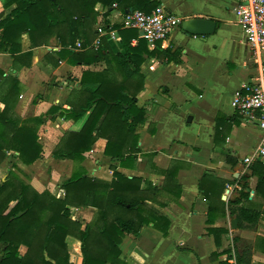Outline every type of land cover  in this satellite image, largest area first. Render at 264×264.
I'll return each instance as SVG.
<instances>
[{"label":"crops","instance_id":"0c3cea01","mask_svg":"<svg viewBox=\"0 0 264 264\" xmlns=\"http://www.w3.org/2000/svg\"><path fill=\"white\" fill-rule=\"evenodd\" d=\"M154 1L182 21L199 17L212 19L217 26L214 34L209 36H192L178 27L165 42L157 43L155 49L159 52L156 56H144L139 68L143 88L136 99L137 106L145 111V122L135 131L140 149L136 160L121 167L118 159L104 154L107 140L102 137L97 138L91 149L83 154L84 159L79 165L71 159L54 156L66 133H79L91 113L88 111L77 120L68 117L81 92L85 88L95 90L98 87L96 83L82 84L83 73L105 71L108 62L103 57L92 64H71L66 59H57L61 47L55 38L32 49L25 38L21 45L24 52L32 53L30 65L15 61L10 54L0 53V72L20 82L21 91L14 113L37 130L42 155L27 166L19 162L18 154L14 152L7 171L12 170L18 175L12 167L16 164L29 174L23 177L19 173L20 177L37 192H49L63 198L65 193L61 185L72 176L77 166L84 176L104 182L112 181V167H115L126 178H141L142 189L147 188L146 193L155 197L148 199L147 204L170 221L166 236L152 224L144 225L137 235L126 234L119 245L120 260L125 264H219L231 257L229 262L232 263L231 252H223L227 235L222 236L221 245L217 247L208 229L226 228L225 221L228 219L230 223L235 218L227 209L237 201H240L237 206L264 207V200L256 193L258 176L252 169L256 162L248 168L242 162L254 152L259 131L254 125L242 121L231 106L235 91L257 76L256 57L235 14L240 0ZM95 10V38L86 49L98 50L104 40L107 54L108 51L121 53L119 30L126 29L121 27L125 12L117 6L105 8L97 5ZM99 24L105 26L107 33L95 49V27ZM138 39L133 38L131 44L136 45ZM70 47L74 46L68 47L72 52L81 50ZM148 48L153 49L149 45ZM165 49L170 50L168 55L162 54ZM175 50H179L180 55L172 60L171 54ZM222 99L226 100L225 105L220 104ZM3 108L0 102V110ZM218 118L219 134L216 135ZM196 123L200 136L194 139L191 129ZM204 132L205 155L202 148L194 144L201 141L199 137L203 139ZM170 168L176 172L175 180L180 186L178 198L177 188L172 183L164 188L166 172ZM202 179L206 184L214 179L225 182L219 199L224 202L226 216L218 214L213 224L207 223L210 202L199 189ZM211 199L213 204L218 201L216 195ZM70 211L72 219L79 221L82 227L91 222L96 213L93 207H71ZM254 227L256 234L264 238L259 232L261 226ZM67 243L70 262L81 264L83 256L79 241L68 237ZM213 253L217 256L211 259ZM251 260L253 264H264V250L260 246L253 251Z\"/></svg>","mask_w":264,"mask_h":264},{"label":"trees","instance_id":"16d2710c","mask_svg":"<svg viewBox=\"0 0 264 264\" xmlns=\"http://www.w3.org/2000/svg\"><path fill=\"white\" fill-rule=\"evenodd\" d=\"M97 5L105 8L116 5L122 12L132 8L150 13L159 4L154 0H3L6 9L13 8L0 16V53L10 54L15 61L30 65L32 53L24 52L21 45L22 36L26 35L31 49L55 38L61 47L57 59H66L71 64H92L104 57L108 62L105 71H85L81 79L82 84L96 83L98 87L85 88L68 115L77 120L90 111L84 127L79 133H66L62 146L53 154L79 165L83 154L102 137L107 140L104 154L118 159L121 167H127L136 160L140 150L136 128L145 122V111L137 106L136 99L143 88L139 68L144 56L154 57L159 50H150L143 39H138L133 46L131 40L138 37L134 29L119 30L122 47L119 54L111 51L107 54L104 40L98 50L86 49L95 38ZM78 40L82 41L81 50L70 51L68 47L75 46ZM169 52L165 49L162 54ZM179 55L180 51L175 50L171 59L176 60ZM20 91V82L15 77L0 72V102L4 105L0 110V164L10 151L16 152L19 162L27 166L42 155L37 130L14 113ZM218 124L219 118L216 119V135L219 134ZM252 169L258 176L256 193L264 198V165L256 162ZM112 170V181L104 182L84 176L77 166L61 185L63 198L49 192L39 193L15 172L8 171L0 182V264H73L68 237L79 241L81 264H125L120 260L119 245L126 234L137 235L144 225L152 224L166 236L170 221L147 204L148 199L155 197L146 193L147 188L142 189V179L126 178L115 167ZM175 175L173 168L167 170L164 188L172 183L177 188L178 198L180 186ZM224 188L225 182L218 179L209 180L207 184L202 179L199 184L200 191L210 202L208 224H213L218 214L226 216L224 202L219 199ZM213 195L217 196L216 204L211 201ZM239 202L227 209L228 214L237 219L240 229L256 226L263 213L250 206H237ZM71 207H93L96 213L92 221L82 227L79 221L72 219ZM208 231L217 247L228 232L215 227ZM233 240L237 242L238 238ZM257 241V246L264 250V238L259 237ZM21 246L26 249L24 253L20 252ZM234 252L232 263L228 257L219 264H253L249 247L240 252L234 249ZM215 256L217 254L213 253L211 259Z\"/></svg>","mask_w":264,"mask_h":264},{"label":"built area","instance_id":"2783aa9c","mask_svg":"<svg viewBox=\"0 0 264 264\" xmlns=\"http://www.w3.org/2000/svg\"><path fill=\"white\" fill-rule=\"evenodd\" d=\"M235 14L257 64V76L236 90L231 101L232 108L241 120L254 125L259 131L254 152L242 160L248 168L255 162L264 165V0H240L235 7ZM181 23L179 17L158 5L150 13L134 10L125 12L121 27L136 30L139 39L145 40L154 49L158 42H165ZM95 32L97 37L93 47L98 49L107 31L104 25L99 24ZM81 44L82 41L78 40L70 48L80 49Z\"/></svg>","mask_w":264,"mask_h":264},{"label":"rangeland","instance_id":"374dc122","mask_svg":"<svg viewBox=\"0 0 264 264\" xmlns=\"http://www.w3.org/2000/svg\"><path fill=\"white\" fill-rule=\"evenodd\" d=\"M11 8H13V6L6 9L3 6V0H0V16H5L11 10ZM25 38H27V36L23 35L22 36V40H21V44H22V41ZM224 98L226 99L225 96H224ZM225 99L221 100V102H220L221 105H225L226 104V100ZM197 123L194 124L192 126L193 128L191 129V132H192L191 135H192V137L194 139H196L197 136H200L199 133H197V130H198L197 129L198 128ZM203 136H204L203 139H201V137L198 138L201 141H196V143L194 142V144L195 145H199L202 148V153L205 155L204 152L207 151L206 150V146L207 145H206V142H205L206 141V132H204ZM12 155L15 156V153L13 151H11V153H9V154L7 153L6 159H4L3 162L0 164V180L4 179L6 177V175H7V173H8L7 170H8V167H9L10 163H11V159H12L11 156ZM12 167H14L18 171V176L19 177H20L21 174L23 175V177L29 175L27 172L22 171L19 167H17L16 164H14ZM19 173H21V174L19 175ZM261 198L264 200L263 197H261ZM259 210L263 213L262 217L260 218V220L258 222V225L261 226L260 229H259V232L264 235V207L260 208ZM225 224H226L227 227L224 228V229H226L228 232L225 234L227 236H226V238L224 240V244H223V246L225 247L224 251L225 252H231L232 257H234V249L240 252L243 248L249 247V249L251 250V254H253V251L257 250V248H259L257 246V242H258L257 238H259L260 235L256 234V229H255L256 227H252L251 229L243 228L242 231H239L237 229H231L228 219L225 221ZM229 231H232L231 233H234V234L231 235ZM237 232H238V234L235 235V233H237ZM235 236L238 238L237 242L236 241L234 242V240H233V238ZM25 250L26 249H25L24 246L20 247V252L21 253H24Z\"/></svg>","mask_w":264,"mask_h":264},{"label":"water","instance_id":"95a60500","mask_svg":"<svg viewBox=\"0 0 264 264\" xmlns=\"http://www.w3.org/2000/svg\"><path fill=\"white\" fill-rule=\"evenodd\" d=\"M132 8L127 9L125 12H131ZM217 22L212 19L206 18H188L184 19L181 23V30L192 36H209L214 34L216 30ZM231 229L238 228L237 219L233 218L230 221ZM1 260V257H0Z\"/></svg>","mask_w":264,"mask_h":264}]
</instances>
